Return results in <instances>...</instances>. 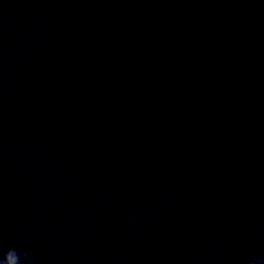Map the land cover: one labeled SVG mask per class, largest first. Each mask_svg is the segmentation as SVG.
<instances>
[{
    "label": "clouds",
    "instance_id": "1",
    "mask_svg": "<svg viewBox=\"0 0 264 264\" xmlns=\"http://www.w3.org/2000/svg\"><path fill=\"white\" fill-rule=\"evenodd\" d=\"M7 252L15 253L17 260H21V255H22L23 256V261L29 262V264H30L29 256H28V253L27 252H24L23 254H21V253H18L13 248L8 249ZM258 262H259L258 260L257 261H254L253 264H258Z\"/></svg>",
    "mask_w": 264,
    "mask_h": 264
}]
</instances>
